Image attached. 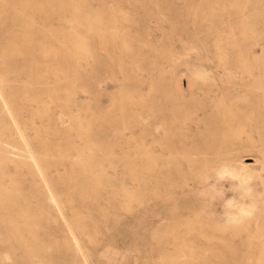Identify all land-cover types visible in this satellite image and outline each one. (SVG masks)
I'll use <instances>...</instances> for the list:
<instances>
[{
    "label": "rangeland",
    "instance_id": "374dc122",
    "mask_svg": "<svg viewBox=\"0 0 264 264\" xmlns=\"http://www.w3.org/2000/svg\"><path fill=\"white\" fill-rule=\"evenodd\" d=\"M6 1L10 13L11 6L19 8L24 2ZM30 1V8L44 5L50 13L60 6V0ZM72 2L84 9L81 16L68 11L67 16L48 21L43 14L30 9L26 20L41 30H63L68 36L72 28L87 18L101 17L107 27L103 35L113 33L117 37L118 45L107 50L112 61L105 51L98 57H90L76 87L69 81H59L45 65L39 70L41 82L22 72L20 63L12 69L2 57L7 43L0 42V88L16 122L0 124V139L21 146V133L36 151L53 154L44 161L65 217L53 223L46 220L41 204L35 201L38 194L29 190L36 177L17 158L2 159L0 188H5V192H0V203L3 195L8 194L12 196L10 203L19 205H0V258L5 264H75L74 253L64 242L68 220L75 227L90 264H264V239L255 238L259 231L264 233V169H260L264 136L254 133L255 143L243 152L248 154L243 157L249 168L246 176L225 181L224 194H218L221 203L213 215L229 223L223 231H217L223 239L196 244L155 240L148 186L143 187L138 181L142 176L148 179L145 174L148 160L137 155L148 153L149 104L154 80L183 82L186 98L190 97L189 80L202 91L210 92V97L227 95L229 89L240 94L246 81L240 78L237 84L228 81L224 75L226 68L250 65L257 73L259 67H264V27H260L261 35L249 31L245 0ZM2 36L0 30V40ZM36 57L41 59L40 54ZM102 61L107 65L100 66ZM49 91L59 92L60 99L50 102ZM41 97L46 102L36 101ZM38 106L52 107L45 123L36 116L32 123L34 108ZM76 121L95 122L86 142L100 147L98 154L113 153L115 158L101 161L99 169L110 173L108 178L115 182V190H128L129 195L105 194L106 191L95 194L86 188L75 192L73 185L82 178L78 174L82 170L78 150L85 144V140L68 130ZM60 155L69 158L62 160ZM64 179L69 180L68 184ZM13 186L18 191H12L19 192L18 196L10 191ZM214 192L220 191L209 187L201 194L202 200L213 198L217 195ZM96 198L100 207L83 206ZM21 209H26L23 215ZM7 217L15 223L13 229L5 223ZM26 218L28 224L24 225ZM64 249L71 256L67 262L59 253Z\"/></svg>",
    "mask_w": 264,
    "mask_h": 264
},
{
    "label": "bare ground",
    "instance_id": "6f19581e",
    "mask_svg": "<svg viewBox=\"0 0 264 264\" xmlns=\"http://www.w3.org/2000/svg\"><path fill=\"white\" fill-rule=\"evenodd\" d=\"M30 3V0H24L19 8L11 6L10 13L8 1L0 0V30L3 32L0 42L7 43L2 52L3 61L12 69L20 63L21 71L28 72L35 82H41L39 70L45 65L59 81H69L76 87L86 70L84 64L88 63L89 58L100 56L101 51L107 53L108 47L118 45L117 37L113 33L106 37L103 35L107 27L101 17L87 18L85 22L72 28L68 36H65L63 30H41L26 20L27 11L34 9L30 8ZM59 3L60 6L51 13L44 5L34 10L37 14H43L48 21L61 15L67 16L68 11H74L80 16L84 12L82 6L74 5L72 0H60ZM245 8L249 31L261 35L264 30L260 28L264 27V0H245ZM124 47L127 48L126 45ZM36 54H40V60ZM107 54L112 61L111 55ZM99 64L107 65L105 61ZM258 69L255 73L254 66L250 65L227 67L224 72L227 80L237 84L238 78L244 79L246 81L244 90L238 94L229 89L226 91L227 95L222 93L213 97H210V92L196 87L193 80L188 82L189 98L184 95L183 82L154 80L149 104L151 132L148 153L140 152L137 157L148 160L145 165L148 179L140 175L142 178L138 181L143 187L148 186L151 217L155 226L153 238L158 242L196 244L202 240L225 238L217 231H223L229 223L214 216L221 203L218 194H224L223 189L227 185L225 181L246 176L249 168L243 157L248 154L243 152L251 148L250 144L255 143L254 133L264 136V67ZM1 80H6V77H1ZM53 92L49 91L48 97L51 99L50 102L55 103L60 99V93ZM36 101L46 102L43 97ZM51 108L49 106L34 108L32 120L36 116L40 118L41 123H45L50 117ZM9 121L16 124L13 110L0 88V124L5 125ZM92 123L82 124L76 121L68 129L79 139L85 140L84 146L78 150V165L82 168L78 174L82 178L73 185L75 192L86 188L95 194H104L106 191L105 194L129 195L128 190H115V182L108 178L110 173L105 169H99L101 161L111 160L115 156L113 153L98 154L101 148L95 143L86 142ZM20 137L23 139L21 146L0 139V162L2 159L17 158L20 165L27 167L36 177L34 185L29 190L38 194L35 201L41 204L44 218L50 223H53V220L56 222L57 218H65L59 195L51 184L48 177L50 172L44 161L53 154L49 156L36 151L21 133ZM263 148L260 150L263 156L260 169H264ZM60 158L67 160L69 157L60 155ZM254 161L257 162V159ZM139 165L140 163L137 167ZM126 166L130 167L131 164L126 163ZM244 170L247 171L244 173ZM138 174L141 173L137 172ZM63 182L68 184L69 180L64 179ZM209 187L220 192H214L217 195H213L208 201L202 200L201 194ZM12 189L18 191L14 186L9 190ZM13 191L12 193L18 196L19 192ZM0 192H5V188H0ZM11 197L8 194L3 195L0 205L18 206L17 202L10 203ZM96 199L86 201L83 206L100 207L99 200ZM25 210L21 209L20 215H23ZM4 221L14 228L15 223L10 217ZM23 224H28V218L23 220ZM64 233L65 245L74 253L73 263L90 264L78 233L68 220ZM32 235L35 238L33 232ZM255 238L264 239V233L259 231ZM59 253L64 262L69 261L71 256L66 249L60 250ZM0 264H5L1 258Z\"/></svg>",
    "mask_w": 264,
    "mask_h": 264
}]
</instances>
